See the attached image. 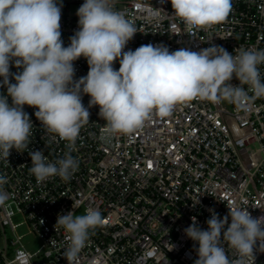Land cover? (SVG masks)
Wrapping results in <instances>:
<instances>
[{"label": "built area", "instance_id": "built-area-1", "mask_svg": "<svg viewBox=\"0 0 264 264\" xmlns=\"http://www.w3.org/2000/svg\"><path fill=\"white\" fill-rule=\"evenodd\" d=\"M83 3L62 0L65 47L78 30L76 13ZM232 5L225 21L188 34L171 0H114L115 9L138 30L124 51L149 43L196 52L216 45L233 55L241 49L264 50V0H232ZM154 9H161L159 17H152ZM113 66L118 70L119 61ZM74 67V79L89 70L83 57ZM259 67L264 76V65ZM22 70L10 66L13 74ZM10 82L15 80L10 77ZM231 83L239 85L235 78ZM0 93L6 95V87H0ZM89 99L82 96L85 107ZM36 110L24 106L34 127L28 149L10 150L8 161L0 157L9 196L0 206V264H68L63 251L69 234L55 225L58 214L69 211L83 215L94 208L104 219L90 232L76 264H194L198 244L184 233L193 217L207 230L209 209L220 219L228 215L227 206L248 208L254 218L264 216V98H253L249 110L227 101L194 99L176 105L167 117L153 112L129 135L105 133L99 106H92L71 151L79 168L69 181L53 177L37 182L29 171V151H43L50 162L68 152V142L48 133ZM22 227L28 233L20 234ZM28 236L39 240L37 249L26 245ZM225 247L234 259V252ZM261 251L258 241L255 264H264Z\"/></svg>", "mask_w": 264, "mask_h": 264}, {"label": "clouds", "instance_id": "clouds-1", "mask_svg": "<svg viewBox=\"0 0 264 264\" xmlns=\"http://www.w3.org/2000/svg\"><path fill=\"white\" fill-rule=\"evenodd\" d=\"M62 6V0H0V87L7 89L6 95L0 93V157L8 161L10 150L22 152L31 143L34 127L25 105L37 109L35 116L48 133L68 142V152L55 162L41 150L29 151V171L37 182L53 177L69 181L78 170L71 151L81 128L89 122L92 106H99L105 133L129 135L141 129L153 112L167 117L176 105L194 99L227 101L249 110L253 98H264L259 67L264 65V50L241 49L233 55L216 45L196 52L187 48L170 51L163 44L149 43L124 51L138 30L115 9L114 0H84L76 13L78 30L65 47ZM171 6L188 34L225 21L233 7L232 0H171ZM160 10L154 9L152 17H159ZM81 57L89 70L74 79V61ZM116 61L118 70L113 66ZM13 63L23 70L11 73ZM233 78L239 85L231 83ZM83 95L90 97L88 107L82 103ZM7 182L0 174V206L9 199L3 187ZM227 207L223 219L209 209L207 230L197 226L195 217L184 229L198 244L194 264H255L258 241L259 251L264 249V216L254 218L248 208ZM103 224L101 212L94 208H87L83 215L58 214L55 227L69 234L63 251L68 264H76L90 232Z\"/></svg>", "mask_w": 264, "mask_h": 264}, {"label": "rangeland", "instance_id": "rangeland-1", "mask_svg": "<svg viewBox=\"0 0 264 264\" xmlns=\"http://www.w3.org/2000/svg\"><path fill=\"white\" fill-rule=\"evenodd\" d=\"M19 233L26 234L28 233V229L26 227H22L19 229ZM25 243L32 250H35L39 247V240L33 236L26 237Z\"/></svg>", "mask_w": 264, "mask_h": 264}]
</instances>
